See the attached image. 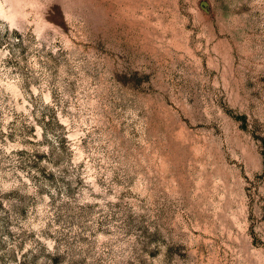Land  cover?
<instances>
[{"label": "rangeland", "instance_id": "374dc122", "mask_svg": "<svg viewBox=\"0 0 264 264\" xmlns=\"http://www.w3.org/2000/svg\"><path fill=\"white\" fill-rule=\"evenodd\" d=\"M0 264H264V0H0Z\"/></svg>", "mask_w": 264, "mask_h": 264}]
</instances>
